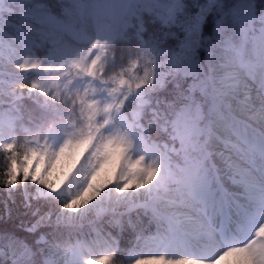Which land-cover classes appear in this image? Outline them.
<instances>
[{"label":"snow or ice","instance_id":"6c2138e0","mask_svg":"<svg viewBox=\"0 0 264 264\" xmlns=\"http://www.w3.org/2000/svg\"><path fill=\"white\" fill-rule=\"evenodd\" d=\"M0 156V264H264V0H0Z\"/></svg>","mask_w":264,"mask_h":264},{"label":"trees","instance_id":"16d2710c","mask_svg":"<svg viewBox=\"0 0 264 264\" xmlns=\"http://www.w3.org/2000/svg\"><path fill=\"white\" fill-rule=\"evenodd\" d=\"M3 162V157L0 156V164H2ZM6 199V195H5V192L3 189H0V201ZM15 199H16V204L13 205V208L14 209H19L21 208V200H22V197H21V194L20 193H16L15 195ZM127 242V241H126Z\"/></svg>","mask_w":264,"mask_h":264}]
</instances>
